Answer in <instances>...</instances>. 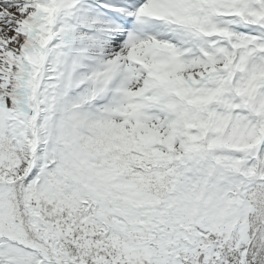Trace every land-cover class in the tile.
Returning <instances> with one entry per match:
<instances>
[{"label":"snow or ice","instance_id":"6c2138e0","mask_svg":"<svg viewBox=\"0 0 264 264\" xmlns=\"http://www.w3.org/2000/svg\"><path fill=\"white\" fill-rule=\"evenodd\" d=\"M0 264H264V0H0Z\"/></svg>","mask_w":264,"mask_h":264}]
</instances>
